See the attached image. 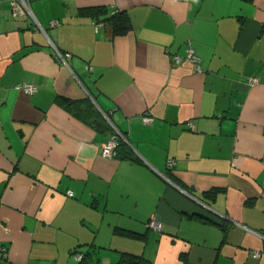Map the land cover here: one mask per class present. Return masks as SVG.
Here are the masks:
<instances>
[{
	"label": "crops",
	"instance_id": "crops-1",
	"mask_svg": "<svg viewBox=\"0 0 264 264\" xmlns=\"http://www.w3.org/2000/svg\"><path fill=\"white\" fill-rule=\"evenodd\" d=\"M29 6L44 33L0 0V264H264V0ZM91 7L131 29L96 30ZM109 120L128 149L103 157Z\"/></svg>",
	"mask_w": 264,
	"mask_h": 264
},
{
	"label": "trees",
	"instance_id": "trees-1",
	"mask_svg": "<svg viewBox=\"0 0 264 264\" xmlns=\"http://www.w3.org/2000/svg\"><path fill=\"white\" fill-rule=\"evenodd\" d=\"M79 13L82 15H86L91 18H94L95 19L94 23L96 24L101 23L104 26L110 27L112 30V34L114 36L125 35L131 29L129 17L125 12H122V11L114 10L112 12H108L107 9H105L104 7H97V8L91 7V8L80 9ZM198 71H199V68H198ZM71 104H73V102H71ZM145 116H147V114ZM108 131L110 133V136H112V134L115 135L112 125L108 126ZM120 135H115L116 136L115 137L116 146L113 150V156L115 155L116 152L118 153L120 148L122 147L127 148L128 146L124 139L125 138L124 134L121 133ZM124 157L127 158L128 156H124ZM170 167L167 166L168 169H170ZM164 177L166 178L167 182H170L168 180L169 178L165 174H164ZM68 197H72V196H68ZM189 217L192 219L198 220L203 224L212 223L209 219H207L206 217H203L202 215L192 214ZM147 223H146V228L148 230H151L150 228L147 227ZM216 225L220 226V224L218 223ZM114 233L116 235L118 234V235H122L128 238H135V239H143V237L145 238L144 234L133 233L131 231H126L122 229H114ZM76 255H81V259L79 261L74 260L75 261L74 264H93L92 262H93L94 255L90 251L88 250L87 251H79V250L71 251V256L73 257V259ZM95 261L97 262V260ZM115 264H150V263L147 260H145L142 256L134 255V254L132 255L128 253H121L120 259Z\"/></svg>",
	"mask_w": 264,
	"mask_h": 264
},
{
	"label": "built area",
	"instance_id": "built-area-1",
	"mask_svg": "<svg viewBox=\"0 0 264 264\" xmlns=\"http://www.w3.org/2000/svg\"><path fill=\"white\" fill-rule=\"evenodd\" d=\"M9 4H10V9H11V13L13 16H21V17H29L31 18L32 22L35 24V26L37 27V29H39L40 31H42L44 33V30L41 26H39V24L37 23L34 15L32 14V11L30 9L29 6V0H9ZM58 22L57 21H51L49 23L50 27H54ZM102 24L101 23H97L95 24V29L97 30ZM54 50V54L55 56L64 64L66 65V60L71 56L69 53L67 52H60L58 50H56L55 48ZM187 60L191 61L195 68L198 69L199 67L197 66L198 63V58L194 55L193 50L190 49L188 54H187ZM173 61L178 64L181 59L179 57H174ZM67 66V65H66ZM258 81L254 78H250L249 80H247V83L249 84V86H254L256 85ZM17 89L22 90L25 94L27 95H31L36 91V88L33 84H29V83H23L20 86H16ZM142 121L145 125H149L152 123V118L149 116H143L142 117ZM110 122V120H109ZM110 124L112 125V123L110 122ZM113 127V126H112ZM114 130V134L115 135H120L119 131L116 130L115 128H113ZM115 135L112 134V136H110L108 138V140L106 141V143L103 144L102 148H101V155L103 157H112L113 156V150L116 146V142H115ZM121 136V135H120ZM167 166L170 167L172 166V161L171 160H167ZM67 196H72V192H67ZM147 227L150 228L151 230L155 231V232H161L163 229V224L154 218H151L148 223H147ZM0 255L1 257H5L6 255V249L3 247H0ZM262 255H264V253L261 252H254L252 254L253 258H259ZM81 259V255H76L74 257V260L79 261Z\"/></svg>",
	"mask_w": 264,
	"mask_h": 264
},
{
	"label": "water",
	"instance_id": "water-1",
	"mask_svg": "<svg viewBox=\"0 0 264 264\" xmlns=\"http://www.w3.org/2000/svg\"><path fill=\"white\" fill-rule=\"evenodd\" d=\"M40 26V25H39ZM37 28V27H36ZM109 119V118H108ZM113 126V125H112ZM113 128H115L114 126H113ZM116 130H118L117 128H115ZM120 133V132H119ZM121 134V133H120ZM127 142V141H126ZM162 177H164L163 176V174H162ZM164 179L166 180V178L164 177ZM167 181V180H166ZM262 237H264V236H262Z\"/></svg>",
	"mask_w": 264,
	"mask_h": 264
}]
</instances>
